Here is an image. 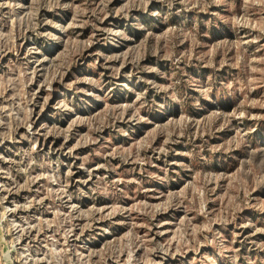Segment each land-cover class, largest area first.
Instances as JSON below:
<instances>
[{
  "label": "rangeland",
  "instance_id": "374dc122",
  "mask_svg": "<svg viewBox=\"0 0 264 264\" xmlns=\"http://www.w3.org/2000/svg\"><path fill=\"white\" fill-rule=\"evenodd\" d=\"M0 264H264V0H0Z\"/></svg>",
  "mask_w": 264,
  "mask_h": 264
}]
</instances>
